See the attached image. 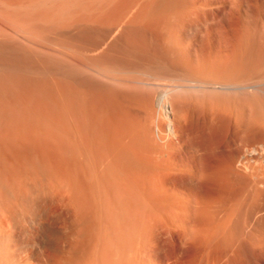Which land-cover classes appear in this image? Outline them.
I'll list each match as a JSON object with an SVG mask.
<instances>
[{"label": "rangeland", "instance_id": "1", "mask_svg": "<svg viewBox=\"0 0 264 264\" xmlns=\"http://www.w3.org/2000/svg\"><path fill=\"white\" fill-rule=\"evenodd\" d=\"M253 65L264 0H0V264H264L249 90L173 89Z\"/></svg>", "mask_w": 264, "mask_h": 264}, {"label": "bare ground", "instance_id": "2", "mask_svg": "<svg viewBox=\"0 0 264 264\" xmlns=\"http://www.w3.org/2000/svg\"><path fill=\"white\" fill-rule=\"evenodd\" d=\"M256 46V49H255V47L253 48V49H255L256 51L254 52V53H256V52H259V50H258V48H257V45H255ZM254 51V50H253ZM253 55H258V53L257 54H253ZM259 56V55H258ZM253 57H255V56H253ZM259 59V57L258 58H256V59H253V61L255 62V64L258 62V61H256V60H258ZM254 62H253V64H254ZM258 64V63H257ZM256 64V65H257ZM255 65V67H254V65L252 66L253 68H256V67H260V65L259 66H256ZM91 66V65H90ZM261 66H263V65H261ZM96 67H98V66H96ZM100 67V68H99ZM98 67V69L99 70H103V69H108L107 67H105L104 68V66H102V68H101V66H99ZM93 67H91L90 69H92ZM83 70H85L86 71V69H84V68H82ZM106 69L104 70V71H106ZM259 68H256V71L258 70ZM260 69H262V68H260ZM109 71H111V70H109ZM108 71V72H109ZM252 71H255V70H252ZM251 71V77H250V74H249V78H247L248 80H250V78H251V80H250V82L248 81V80H246V78H244L245 79V81H244V79H243V81H242V79H237V80H239V82L238 81H236V79H233V80H231L230 79V81H232V82H227V81H225V80H220L221 82H219V81H217V82H214V81H203L202 79H194V78H191V77H189V79H184V81H186V82H192V84H188V83H177V84H175L173 87V89L175 90V89H180V90H185V88L187 89V88H193V87H200V88H207V89H210V88H212V89H222L223 88V90L224 89H226L227 90V88L229 89V87L230 88H232V87H234V90H235V88H236V90H249V93H250V100H251V104H252V114L253 115H251L252 117V119H251V123H250V129H252V130H250V134H252L251 135V138L253 137V140L251 141V144L248 146V145H246V146H248L247 148H245V151H243V152H241L242 154H241V157H239V159L237 160L238 162V164H239V168H241L242 170H244V171H248L249 173H251L252 175H253V177H254V184L255 185H257L259 188L260 187H263L264 188V75H261V74H263V71H264V69H263V71L262 72H260V70H259V72L257 71H255L256 73H254V72H252ZM90 72V71H89ZM107 72V71H106ZM253 73V74H252ZM119 77V76H118ZM112 78L113 79H116L115 78V76L113 77L112 76ZM119 78H121V77H119ZM125 77H123L122 79H117L116 81H120V80H122V81H124L123 79H124ZM125 80H126V78H125ZM127 81V80H126ZM128 81H138V82H142V80H134V79H132V78H130V79H128ZM127 81V82H128ZM216 81V80H215ZM233 81H235V82H233ZM241 81V82H240ZM249 82V83H248ZM168 93H169V90L168 91H165V106H166V111H165V116L168 118V120H169V133L170 134H173V135H176L177 134V132H176V127L174 126V120H175V118H177V117H175V111L169 106V99H168ZM170 95V94H169ZM163 96V97H164ZM237 105V104H236ZM239 108V107H238ZM226 109V108H225ZM229 111V110H228ZM232 112H233V110H232ZM244 112V111H243ZM237 113V112H236ZM234 114V113H233ZM183 115V114H182ZM181 116V115H180ZM237 116H239V115H237ZM182 117V116H181ZM183 117H184V115H183ZM183 119V118H182ZM239 120H241L240 118H238ZM112 120V119H111ZM116 122V121H115ZM233 122V121H232ZM242 122V121H241ZM242 125V124H241ZM148 126V125H147ZM251 126H252V128H251ZM160 127V126H159ZM179 128V127H178ZM178 130V129H177ZM159 131V130H158ZM165 132V131H164ZM252 132V133H251ZM167 133V132H166ZM179 133V132H178ZM246 134V133H245ZM123 136V135H122ZM118 137V136H117ZM170 137V136H169ZM233 137H234V135H233ZM168 138V137H167ZM236 139V138H235ZM125 140V139H124ZM123 140V141H124ZM145 140V139H144ZM147 140V139H146ZM126 141V140H125ZM183 141V140H182ZM230 141V140H229ZM237 141V140H236ZM247 141H248V139H247ZM235 142V141H234ZM115 143V142H114ZM133 143V142H132ZM241 143V142H240ZM123 144V143H122ZM248 144V143H247ZM235 146V145H234ZM242 146H244V145H242ZM65 147V146H64ZM118 147V146H117ZM242 149H244V148H242ZM233 152V151H232ZM229 154H231V153H229ZM246 154H249V155H247V156H249L248 158H247V156H246ZM252 161H254V163H255V165H254V163L252 164L251 162ZM257 162H259L258 164H257ZM213 163V162H212ZM233 164V163H232ZM256 164H257V166H256ZM261 164V165H260ZM202 165V164H201ZM217 165V164H216ZM222 165V164H221ZM228 165V164H227ZM229 166V165H228ZM218 168V167H217ZM232 170V169H231ZM235 170V169H234ZM176 171V170H175ZM239 171V170H238ZM178 172V171H177ZM208 172V171H207ZM206 173V172H205ZM243 173V172H242ZM203 175V174H202ZM196 176V175H195ZM206 176V175H205ZM215 176V175H214ZM228 176V175H227ZM242 176V175H241ZM191 177V176H190ZM193 177V176H192ZM217 178V177H216ZM240 178V177H239ZM245 178V177H244ZM213 179V178H212ZM197 181V180H196ZM246 181V180H245ZM224 182V181H223ZM213 184V183H212ZM240 184H242V183H240ZM239 184V185H240ZM163 185V184H162ZM257 186H254V187H257ZM220 187V186H219ZM236 187V186H235ZM234 187V188H235ZM248 187V186H247ZM253 187V186H252ZM251 187V188H252ZM246 189V188H245ZM248 189V188H247ZM254 189V188H253ZM230 190V189H229ZM247 191V190H246ZM263 191H264V189H263ZM263 191H261V193L263 192ZM248 192V191H247ZM257 192H259V190L257 191ZM256 192V193H257ZM250 193V192H249ZM213 194V193H212ZM253 194H255V192L253 193ZM263 195H262V198L264 197V193H262ZM206 195V194H205ZM204 195V196H205ZM210 195V194H209ZM216 195V194H215ZM178 197V196H177ZM215 197V196H214ZM220 197V196H219ZM252 197V196H251ZM257 197V199L259 198L260 199V197H259V193H258V195L256 196ZM207 198V197H206ZM205 198V199H206ZM222 198V197H221ZM253 198V197H252ZM260 199V201L259 202H257L258 200L257 199H254L253 201L254 202H256V205L255 204H253L254 202H252V207L255 205L259 210H261V214H260V211H257V210H255V213H253V211L254 210H252L251 208V205L250 206H248V209H249V211L247 210L246 211V213L247 212H251V210H252V213H251V216H249V214H247L249 217H251V219L249 218V217H246V218H248L249 219V221L251 222L250 224H249V221L247 222V220L248 219H245V221H243V222H247V225H249V226H247V227H249V229L250 230H248L247 228V230H248V232L250 233L251 231H252V233H253V231L256 233V232H258L259 234H263V236H264V198L263 199ZM244 199V198H243ZM177 200V199H176ZM197 200V199H196ZM203 200V199H202ZM226 200V199H225ZM246 200V199H245ZM262 200V201H261ZM162 201H164V200H162ZM221 201H223V200H221ZM237 201H239V200H237ZM198 202V201H197ZM224 202V201H223ZM233 202H235V201H232V203ZM242 202H245V201H243L242 200ZM241 202V203H242ZM250 202V201H249ZM211 203V202H210ZM237 203H239V202H237ZM169 204V203H168ZM192 204V203H191ZM214 204V203H213ZM218 204H219V202H218ZM247 204V203H246ZM171 205V204H170ZM206 205V204H205ZM242 205V204H241ZM173 206V205H172ZM177 206V205H176ZM198 206V205H197ZM214 206V205H213ZM219 206V205H218ZM223 206V205H222ZM256 207H255V209H256ZM180 208V207H179ZM209 208V207H208ZM213 208V207H212ZM234 207H232V209H233ZM235 208H237V207H235ZM181 209V208H180ZM189 209V208H188ZM187 209V210H188ZM192 209V208H191ZM206 209V208H205ZM215 209H216V207H215ZM239 209V208H238ZM253 209H254V207H253ZM180 211V210H179ZM192 211V210H191ZM197 211V210H196ZM202 211V210H201ZM201 211H198V212H201ZM204 211V210H203ZM210 211V210H209ZM213 211V210H212ZM222 211V210H221ZM234 211V210H233ZM256 211L260 214H256ZM193 212V211H192ZM206 212H208L207 210H206ZM215 212V211H214ZM213 212V213H214ZM205 213V212H204ZM210 213V212H209ZM231 213H233L232 211H231ZM237 213V212H236ZM239 213V212H238ZM199 214V213H198ZM202 214V213H201ZM210 214H212V213H210ZM215 214H217V213H215ZM240 214V213H239ZM203 215V214H202ZM227 215V214H226ZM231 215V214H230ZM229 215V216H230ZM234 215V214H233ZM236 215V214H235ZM238 215V214H237ZM236 215V216H237ZM244 215V214H243ZM246 215V216H247ZM257 215V216H256ZM188 216V215H187ZM195 216H196V214H195ZM200 215H198V216H196V217H199ZM216 217H218V216H216ZM238 217V216H237ZM226 218V217H225ZM183 219V218H182ZM209 219V218H208ZM208 219H206V220H208ZM215 219V218H214ZM204 220V219H203ZM235 220V219H234ZM226 221V220H225ZM192 222V221H191ZM208 222V221H207ZM210 222V221H209ZM217 222V221H216ZM231 222V221H230ZM236 223L237 222H239V221H235ZM197 223V222H196ZM203 223V222H202ZM201 223V224H202ZM227 223V222H226ZM232 223V222H231ZM192 224V223H191ZM211 224V223H210ZM220 224H221V222H220ZM220 224H217V225H220ZM224 224V223H223ZM228 224H229V220H228ZM242 224V223H241ZM199 225V224H198ZM197 225V226H198ZM226 225V224H225ZM225 225H221L222 227H224ZM230 225V224H229ZM231 226H232V224H231ZM235 226H236V224H235ZM234 226V227H235ZM244 226H245V224H244ZM201 227V226H200ZM207 227V226H206ZM212 227L214 228V224L212 225ZM220 227V226H219ZM221 227V228H222ZM209 228V227H208ZM220 228V229H221ZM227 228V227H226ZM243 228H245V227H243ZM219 229V230H220ZM252 229H254V230H252ZM206 230V229H205ZM218 230V231H219ZM226 230V229H225ZM224 230V231H225ZM228 230H229V228H228ZM245 229H243L242 231H244ZM256 230V231H255ZM210 231H213V230H210ZM216 231H217V229H216ZM227 231V230H226ZM203 232V231H202ZM205 232H207V231H205ZM213 232H215V231H213ZM237 232V231H236ZM245 232H247V231H245ZM244 232V233H245ZM197 233V232H196ZM210 233V232H209ZM212 233V232H211ZM223 233V232H222ZM225 233V232H224ZM239 233V232H238ZM248 233V234H249ZM252 233H250V234H252ZM254 233V234H255ZM257 233V234H258ZM213 234V233H212ZM226 234V233H225ZM230 234V233H229ZM253 234V235H254ZM262 234H261V236L260 235H258L259 236V238H261L262 237ZM196 235V234H195ZM207 235H208V233H207ZM214 235V234H213ZM219 235V234H218ZM211 236V235H210ZM210 236L208 237V238H210ZM214 236H216V235H214ZM247 236V235H246ZM250 236V235H249ZM220 237V236H219ZM243 237V236H242ZM251 237V236H250ZM214 238V237H213ZM223 238V237H222ZM228 238V237H227ZM256 238H257V235H256ZM255 238V239H256ZM264 238V237H263ZM263 238H261V239H263ZM211 239V238H210ZM235 239V238H234ZM241 239V238H240ZM251 239H253V237L251 238ZM209 240V239H208ZM236 240H237V238H236ZM248 241V240H247ZM251 241V240H250ZM259 241V240H258ZM264 241V240H263ZM210 242V241H209ZM225 242V241H224ZM249 242V241H248ZM260 242V241H259ZM226 243V242H225ZM261 243V242H260ZM239 244V243H238ZM255 244V243H254ZM257 244V243H256ZM262 246V245H261ZM252 247V246H251ZM215 255V254H214ZM218 264V263H217ZM221 264V263H220Z\"/></svg>", "mask_w": 264, "mask_h": 264}]
</instances>
